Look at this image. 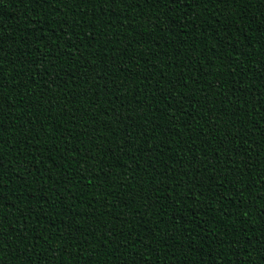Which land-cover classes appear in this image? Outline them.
I'll list each match as a JSON object with an SVG mask.
<instances>
[{
    "label": "trees",
    "instance_id": "obj_1",
    "mask_svg": "<svg viewBox=\"0 0 264 264\" xmlns=\"http://www.w3.org/2000/svg\"><path fill=\"white\" fill-rule=\"evenodd\" d=\"M0 81V264H264L258 4L0 0Z\"/></svg>",
    "mask_w": 264,
    "mask_h": 264
},
{
    "label": "snow or ice",
    "instance_id": "obj_2",
    "mask_svg": "<svg viewBox=\"0 0 264 264\" xmlns=\"http://www.w3.org/2000/svg\"><path fill=\"white\" fill-rule=\"evenodd\" d=\"M31 2H32L33 6L37 9H39V8H45L46 9L50 4V0H31ZM64 2L65 3L71 2V3L76 4V5L93 3V2H95L97 4L107 2L110 7L114 8L116 3L118 2V0H64ZM144 2L148 3L149 0H144ZM252 2H255L256 4H258L260 9L262 11H264V0H190L191 4L203 6L205 11H207L208 6L211 5L212 7L215 8V10L217 12H221L222 8L227 9V8L235 7V6H240L241 8H243V7H246L247 4L252 3ZM168 3L169 4L175 3L177 5L183 4V6L185 8L188 7V0H168ZM137 6H138V4H137ZM217 23H220L219 19H217ZM237 23H238V21H237ZM162 31H163V29H162ZM225 35L226 36L231 35L230 31L227 28L225 29ZM85 38L88 39V37H85ZM69 51H71V46L69 47ZM101 63H103V61H101ZM124 70H126V69H124ZM105 75H107V73H105ZM148 75L150 76L151 73H149ZM147 78L148 77H145V79H147ZM6 86H7V82L0 81V88L6 87ZM146 87H151V85H146ZM0 99H2V98H0ZM241 107H243V106H241ZM0 110H2V107H0ZM4 131H6V129H4ZM0 139H2V137H0ZM230 139L234 140L235 136L230 137ZM125 141H127V138L125 139ZM21 142H23V141H21ZM13 159H16V158L13 157ZM216 159L218 160L219 157H217ZM19 165H20V162L17 161V166H19ZM22 166L28 171L29 175L33 174L30 162H25ZM4 169H5L4 161L2 158H0V187H2L8 183ZM36 175H37L38 179H41V180L44 179V176L42 174L36 173ZM37 191H40V189H37ZM10 211H11V209H10ZM17 212H21V214L23 215V212L21 209L17 208ZM69 226L71 227V224ZM6 239L11 240L10 236L5 238V233L0 232V241H2V244H0V252H2L4 250L5 246H7V244L4 243V241ZM133 243H135V242H133ZM0 259H2V257H0ZM132 264H137V262L134 260V261H132Z\"/></svg>",
    "mask_w": 264,
    "mask_h": 264
}]
</instances>
